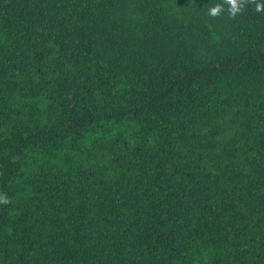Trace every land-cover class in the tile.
I'll list each match as a JSON object with an SVG mask.
<instances>
[{
  "label": "trees",
  "instance_id": "1",
  "mask_svg": "<svg viewBox=\"0 0 264 264\" xmlns=\"http://www.w3.org/2000/svg\"><path fill=\"white\" fill-rule=\"evenodd\" d=\"M221 2L0 0V264H264V11Z\"/></svg>",
  "mask_w": 264,
  "mask_h": 264
},
{
  "label": "clouds",
  "instance_id": "2",
  "mask_svg": "<svg viewBox=\"0 0 264 264\" xmlns=\"http://www.w3.org/2000/svg\"><path fill=\"white\" fill-rule=\"evenodd\" d=\"M227 5V8H225ZM248 5H255V11H264V3L258 2V0H222L221 3H216L209 6L207 10V15L211 18H219L225 12L228 13L229 18L235 19L237 15L244 12ZM10 200L3 194H0V204L7 205Z\"/></svg>",
  "mask_w": 264,
  "mask_h": 264
}]
</instances>
